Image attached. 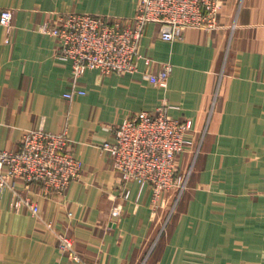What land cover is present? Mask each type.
Masks as SVG:
<instances>
[{
    "label": "crops",
    "instance_id": "0c3cea01",
    "mask_svg": "<svg viewBox=\"0 0 264 264\" xmlns=\"http://www.w3.org/2000/svg\"><path fill=\"white\" fill-rule=\"evenodd\" d=\"M137 3L0 0L13 12L8 42L0 25V148L17 149L33 129H65L83 163L62 194L24 190L37 214L14 210L11 189L0 190V264H264V0H223L216 28L187 29L182 40L146 24L136 72L86 70L75 79L85 93L66 99L71 62L44 24L69 11L130 18ZM163 63L171 71L159 88L146 75ZM163 103L192 123L177 157L179 169L192 167L175 202V188L155 201L150 186L120 182L100 149L126 117Z\"/></svg>",
    "mask_w": 264,
    "mask_h": 264
},
{
    "label": "built area",
    "instance_id": "2783aa9c",
    "mask_svg": "<svg viewBox=\"0 0 264 264\" xmlns=\"http://www.w3.org/2000/svg\"><path fill=\"white\" fill-rule=\"evenodd\" d=\"M222 6L223 0H138L136 12L130 18L70 11L54 13L42 29L56 38V55L71 62L74 81L64 97L71 99L85 93L76 88L75 79L86 70H97L103 75L136 72L141 58L139 41L146 24H156L163 41L182 40L187 29L216 28ZM12 17L10 8L0 9V25L7 31V42ZM143 58L151 62L150 58ZM170 71L171 65L163 63L146 78L156 87L166 88ZM170 108L173 105L163 103L153 111L141 110L126 117L111 128V139L100 145L101 151L111 157L120 182L150 186L155 201L173 188L178 195L186 179L180 173L177 157L190 141L187 135L192 123L171 116ZM70 143L65 129L57 133L33 129L22 136L17 149L0 148V190L11 189L14 210L25 207L32 214L38 213V205L24 191L28 186L38 185L42 194H62L80 176L83 163L71 151ZM19 181L24 186L21 189L16 187ZM127 195L125 190L123 197ZM113 214L118 215L119 210H113ZM57 246L67 252L71 249L64 236L58 238Z\"/></svg>",
    "mask_w": 264,
    "mask_h": 264
},
{
    "label": "rangeland",
    "instance_id": "374dc122",
    "mask_svg": "<svg viewBox=\"0 0 264 264\" xmlns=\"http://www.w3.org/2000/svg\"><path fill=\"white\" fill-rule=\"evenodd\" d=\"M223 69H225L224 68V66H223ZM191 164H192V161H191ZM189 165V167L187 168V169H184V170H181L180 169V173H182L181 175H183L184 177H186V179L182 182V183H184V187H185V183H186V181H187V178L189 177V174H190V171H191V167H192V165ZM182 191V190H181ZM176 195H177V193H176ZM179 195H180V193L177 195V196H175V198H174V202L176 201V198L178 199L179 198Z\"/></svg>",
    "mask_w": 264,
    "mask_h": 264
}]
</instances>
